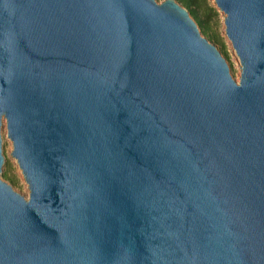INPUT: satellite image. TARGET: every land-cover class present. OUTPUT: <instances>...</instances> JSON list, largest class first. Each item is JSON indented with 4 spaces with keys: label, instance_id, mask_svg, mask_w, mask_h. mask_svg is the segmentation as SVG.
I'll list each match as a JSON object with an SVG mask.
<instances>
[{
    "label": "water",
    "instance_id": "1",
    "mask_svg": "<svg viewBox=\"0 0 264 264\" xmlns=\"http://www.w3.org/2000/svg\"><path fill=\"white\" fill-rule=\"evenodd\" d=\"M213 4L238 82L175 0H0V264H264V0Z\"/></svg>",
    "mask_w": 264,
    "mask_h": 264
},
{
    "label": "rangeland",
    "instance_id": "2",
    "mask_svg": "<svg viewBox=\"0 0 264 264\" xmlns=\"http://www.w3.org/2000/svg\"><path fill=\"white\" fill-rule=\"evenodd\" d=\"M156 1L158 3H161L164 0ZM207 2L210 6L215 8L213 0H207ZM209 32L218 39V42H209L214 44L215 47L221 52L222 56L225 58L229 66L232 77L236 82H238L240 77V63L234 50L231 47L230 42L225 37L222 13L218 12L217 21L212 20L210 22ZM202 36L208 39L205 35L202 34ZM0 135L2 139V155L4 157V163L0 174L1 179L8 185H10L15 192L19 193L24 198H28L29 192L27 184L24 182V179L15 160L11 157L12 143L7 137L6 123L4 120L0 129Z\"/></svg>",
    "mask_w": 264,
    "mask_h": 264
},
{
    "label": "trees",
    "instance_id": "3",
    "mask_svg": "<svg viewBox=\"0 0 264 264\" xmlns=\"http://www.w3.org/2000/svg\"><path fill=\"white\" fill-rule=\"evenodd\" d=\"M187 10L190 17L196 22L201 34L205 35L208 41L218 42L210 31V22L217 21L218 12L210 6L207 0H175ZM211 34V35H210Z\"/></svg>",
    "mask_w": 264,
    "mask_h": 264
}]
</instances>
